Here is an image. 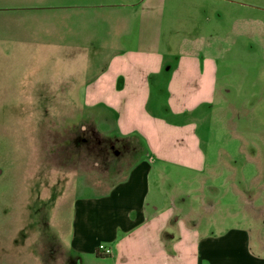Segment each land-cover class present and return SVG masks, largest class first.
I'll return each mask as SVG.
<instances>
[{
    "label": "crops",
    "instance_id": "obj_1",
    "mask_svg": "<svg viewBox=\"0 0 264 264\" xmlns=\"http://www.w3.org/2000/svg\"><path fill=\"white\" fill-rule=\"evenodd\" d=\"M198 1L128 0L136 11L117 14L114 28L137 29L135 41L126 32L85 81L95 129L113 125L109 137L136 136L146 151L121 179L106 189L95 180L76 199V264H264L263 80L246 68L264 65V0H222L236 5L232 26L228 5L215 18V0ZM219 114L240 162L227 150L215 163L208 156L215 142L204 146L199 122ZM216 175L227 180L226 198L203 184Z\"/></svg>",
    "mask_w": 264,
    "mask_h": 264
},
{
    "label": "rangeland",
    "instance_id": "obj_2",
    "mask_svg": "<svg viewBox=\"0 0 264 264\" xmlns=\"http://www.w3.org/2000/svg\"><path fill=\"white\" fill-rule=\"evenodd\" d=\"M127 1L0 0V264H62V255L64 264H76L70 248L76 199L94 190L95 180L106 189L121 179L146 151L136 136L109 137L113 125L96 130L83 103L85 81L123 46L126 32L133 42L138 35L114 28L117 14L136 11ZM220 4L228 5L232 26L236 5L215 0V18ZM229 57L233 63L234 51ZM246 68L251 76L259 70L264 91V65ZM221 121L219 114L199 122L204 146L215 142L208 156L215 163L227 150L240 162L239 144ZM202 180L227 197L224 177ZM235 205L230 210L238 216ZM219 214L220 208L211 215Z\"/></svg>",
    "mask_w": 264,
    "mask_h": 264
},
{
    "label": "built area",
    "instance_id": "obj_3",
    "mask_svg": "<svg viewBox=\"0 0 264 264\" xmlns=\"http://www.w3.org/2000/svg\"><path fill=\"white\" fill-rule=\"evenodd\" d=\"M98 251H99V253H101L103 255H110V254H112V249L106 247L104 244L99 245Z\"/></svg>",
    "mask_w": 264,
    "mask_h": 264
}]
</instances>
